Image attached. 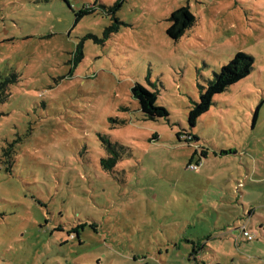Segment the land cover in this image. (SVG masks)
Listing matches in <instances>:
<instances>
[{
    "label": "rangeland",
    "instance_id": "1",
    "mask_svg": "<svg viewBox=\"0 0 264 264\" xmlns=\"http://www.w3.org/2000/svg\"><path fill=\"white\" fill-rule=\"evenodd\" d=\"M181 7L195 23L173 40ZM238 51L252 70L189 125ZM6 76L0 264H264V0H0ZM102 136L124 147L109 171Z\"/></svg>",
    "mask_w": 264,
    "mask_h": 264
},
{
    "label": "trees",
    "instance_id": "2",
    "mask_svg": "<svg viewBox=\"0 0 264 264\" xmlns=\"http://www.w3.org/2000/svg\"><path fill=\"white\" fill-rule=\"evenodd\" d=\"M168 20L171 21V24L167 28L166 33L171 39L176 40L184 34L186 29L190 28L195 23V16L187 7H181L174 10ZM253 63L254 59L251 55L243 51H238L228 60L227 63L221 66L218 72H214L213 77L208 79L206 84L201 87L202 90L199 93L198 100L193 102V105L190 107L187 114L188 124L193 126L197 119L210 109L213 103V97L215 95L224 92L230 85L245 78L252 70ZM14 79L15 77L7 76L3 79H0V102L6 98L8 86L15 81ZM131 94L138 101L139 110L143 117L147 119L164 118L168 115L165 107H161L156 104L155 92L148 90L141 84L135 83L131 87ZM178 135L185 136V134L181 133H178ZM186 136L190 137L189 141L193 140L194 138L197 139L196 137H192L187 134ZM100 138L106 153V157L99 159V165L101 169L109 171L117 165V162L121 158V151L124 150V147L116 142H111L107 137L102 136ZM11 147L12 144H9V151H12ZM202 154H204V152H202ZM200 162L201 159H197L195 162L189 161L187 165L193 163V165L198 167ZM90 226L94 228V232L96 233V226ZM77 227H84V224L77 225L76 227L67 230V237L69 240L78 238L79 243L82 244L80 233ZM55 229L62 230V227L58 226ZM204 246V243L194 244L192 246L190 255L195 256V253Z\"/></svg>",
    "mask_w": 264,
    "mask_h": 264
},
{
    "label": "built area",
    "instance_id": "3",
    "mask_svg": "<svg viewBox=\"0 0 264 264\" xmlns=\"http://www.w3.org/2000/svg\"><path fill=\"white\" fill-rule=\"evenodd\" d=\"M188 167L192 168V169H197V166L190 164ZM241 232L243 234V236L247 239V240H252L253 236L248 233L244 228L241 229Z\"/></svg>",
    "mask_w": 264,
    "mask_h": 264
},
{
    "label": "crops",
    "instance_id": "4",
    "mask_svg": "<svg viewBox=\"0 0 264 264\" xmlns=\"http://www.w3.org/2000/svg\"><path fill=\"white\" fill-rule=\"evenodd\" d=\"M193 164V163H192ZM199 165V164H198ZM189 166V165H188ZM193 170H197V169H193Z\"/></svg>",
    "mask_w": 264,
    "mask_h": 264
}]
</instances>
